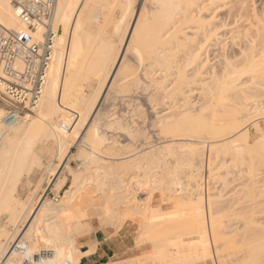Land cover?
<instances>
[{
    "label": "bare ground",
    "instance_id": "bare-ground-1",
    "mask_svg": "<svg viewBox=\"0 0 264 264\" xmlns=\"http://www.w3.org/2000/svg\"><path fill=\"white\" fill-rule=\"evenodd\" d=\"M104 1L57 0L54 13V26L57 31V38L53 47L42 97L36 107L29 109L23 117L10 115L13 111L7 110L10 107H8L9 105H7L5 98L2 96L4 89L0 85V264H80L81 250L76 245L78 237L73 225V218H75L77 213L72 212L71 214L70 203L76 194L83 193L87 184H91L94 187L92 188L96 190L95 192L103 198L105 207L100 205V208H102L103 212V208H105L103 214L105 220L104 218L102 219L105 225L113 224L119 227L123 225L126 219L137 220L142 228L139 230H143L142 236L149 234L147 226L149 222L143 219L148 214L145 213L146 216L143 217L144 213L141 212L142 209L140 210V206L142 207L144 203L140 202L141 204H138L135 202L136 205H131V200L135 199V194L133 193L134 198L129 194L128 185L130 181L138 178L137 175H139V179H136L139 186L142 184L147 185V174L151 173V182L159 183L163 189L166 186L165 190H167L162 193L168 194L167 191H177L184 184L183 178L179 175V171L184 166L188 170L187 184H192V180L195 181V184L191 187L193 190L191 189L192 192H188V194L186 193L187 191L184 192L187 196L185 194V196H181V193H175L173 196L180 195L181 197L177 199L188 201L186 202L189 203L187 205L184 202V207H187L188 213H184L185 208L181 205L182 203L176 202L173 213L166 211L168 214H160L158 212L162 210L157 212L149 210V212L151 211L149 217L157 225L161 221H172L176 232L183 234L179 236L181 239L175 242L173 247L177 256L175 264H186L184 261L185 254L200 256L211 239L214 241H230L233 237L228 236L226 229H228L229 224L225 223L224 218L240 214L238 211L242 208L238 207L241 202L232 201L233 203H231L230 201L229 204H222L224 200L221 201L216 195H204L200 178L196 179L198 173L192 171L193 169H189L191 164H187L188 162H185V164H183L184 162L180 163V157L183 156L180 154H184V149L182 150V148L189 147V150L192 153L194 152V156L195 153L201 156L204 154V148H206L205 144L207 143L205 141L208 140L209 145H207V148L210 152L208 156L218 158L234 154V158L240 162H245L249 159L247 172L250 175L249 181L251 182L256 180L254 170L261 163H264V140L260 139L259 142L257 141L258 144L256 143L257 146L253 148L250 145V147L248 145V131L243 128L249 119L247 110L250 107L246 108L243 105L232 108L225 107H228V104L225 103H227L233 93L238 91L243 94L242 92L246 91L244 86L247 84L240 81L241 75L250 73L252 78L255 79L258 76L264 77V53L262 52L263 54L259 58H256L255 55L243 58L245 60L242 64L240 63V66L232 65L227 60L228 62L225 66L220 69L221 71H208L207 73L210 76L207 80L205 77H199L202 74L204 76V69L206 68H204L206 63L201 60V52L206 46L205 43L211 40V37L216 32H213V34L212 32H208L209 34L206 32L205 38L202 41H197L199 45L195 44L197 47H191L188 50L186 48L197 37L195 36V39L187 37L189 33L184 31L186 27L184 25L186 24L189 25L196 22L199 25L198 27H204L205 25H201L207 23V20L203 21L200 17L197 19L192 14L194 13L193 10L197 9L196 6L200 8L198 4L201 0H149V7L146 6L148 0H144L145 4L143 5L148 9L143 19L140 18L139 13L130 37L127 32L122 44L118 43L117 45L116 42L113 43L114 45L110 44L112 41L110 43H108L109 41L106 42L108 39L106 40L105 36H103L104 39L101 38V32L103 33L101 28L98 32H92L90 26L93 14L84 10L86 5L94 7L97 4H103ZM135 1L121 0L126 6L127 15L132 14ZM207 1L209 2V0H204V3ZM210 1L212 4H218L219 1L222 2L224 0ZM210 4L208 5L210 6ZM237 4L236 6H239V9L243 8L245 1L242 0L239 5ZM97 14L98 12L96 11L94 15L97 17ZM0 23L9 29L20 30L27 28L18 17L11 0H0ZM44 31V27H40L35 36L39 40H43ZM197 34H199V31ZM260 34L262 35V33ZM263 36L261 38L258 37L260 41ZM123 43L125 50L122 48ZM179 49H182V51L183 49L187 50L183 64H181L182 62L179 63V55H181L180 52L182 53ZM178 50L180 51L178 52L179 54L177 53ZM255 50H252V52H255ZM130 51L133 54L131 55L137 59L136 61L133 58L138 63V70L141 67L140 72L135 67L136 63L128 66L126 64L127 61H124ZM133 62L131 63L133 64ZM72 68H75L76 71L73 70L64 74V72ZM190 68H195L192 76L188 73ZM169 76H172L170 83L167 82ZM195 82H199L196 85H199L201 89V98L198 101V105L190 99L191 95H187V92L192 90L190 84ZM241 83L244 86H241ZM85 87L91 88L94 95L87 97ZM133 89L147 90L149 92V94L147 93V99L153 108L162 104L165 99H169L171 101H168L173 103L165 111L157 112L156 115L155 125L160 129L161 133L167 135L166 144H162L158 148H150L151 150L149 149V151L145 150L146 152L142 151L141 154L139 152L135 156H131L129 153L137 151V149L134 150L136 146H130V143L128 144L129 146L120 145L118 135H115L119 130V132L123 131L126 136L133 139L142 136L143 133L138 128H135L134 121H132L133 123L131 121L130 123H124L125 121L120 117L112 116V120L109 119L108 127L113 128L112 130H117V132L111 136H108L107 133L99 132L96 128L97 125L94 123L96 120L94 118L97 117L99 110L100 104H97V101L100 96H107L109 91H115L119 94L130 93ZM240 96L238 97L239 99ZM1 100L5 101L2 102ZM232 101L228 102L234 103ZM241 103L242 101H240ZM243 104L245 105L246 103ZM219 107H225V109L221 110ZM142 108L137 105L133 110L137 116L145 118V111ZM262 109V107H258L257 110L260 111ZM6 116H8L7 119H5ZM68 134H70V137L74 134L72 136H75V140L73 139L75 142L79 136H82L84 138L83 142L88 144V146H85L89 147L90 153L87 151V147H83L84 149H81L82 152L80 151L83 154V158L89 154L87 159H84L86 162L89 161L87 163L90 164L87 167L86 163L87 168L85 169L88 172L82 173L83 175L81 173V175H74L73 185H77L65 191L66 194L62 196L60 202H54L48 198L41 199L38 207H35L36 209L33 211L32 198L30 196L26 198L20 197L19 187L25 178L28 179L35 166H41L42 169L41 159H43V153H41L40 149L37 150V143L42 142L43 146V144L45 145L43 142H47L50 137L55 136L57 141H53L58 144L57 152L59 155L61 153L63 155L68 150ZM56 143L55 145H57ZM48 146H44L43 150L46 149L47 151ZM189 150L186 149V151ZM191 152L188 154L190 159L191 157L194 158V156L190 157ZM125 154L129 155V159L126 160ZM167 155L174 156L175 160L180 155L177 157L179 162H174L177 165L179 163L181 165L168 166L169 163L165 158ZM126 157L128 158V156ZM189 158L188 161H191L192 159L189 160ZM147 166H150V171H147V173L144 170L143 176L140 177V171L144 167L148 169ZM209 168L211 169V167ZM209 168L207 171L211 172ZM60 172L61 170H58L56 173L59 185L65 182V177ZM72 172L74 173L75 171ZM130 174L133 177L131 176L132 179L129 181ZM221 175L219 172V178ZM223 177L221 178L226 179ZM148 182L151 184L149 180ZM79 183L81 185L78 187ZM135 183L138 185L137 182ZM131 184L133 185L132 182ZM155 189L157 191V187ZM163 189L160 188V190ZM181 189L184 188L182 187ZM129 190L131 191V189ZM145 204L147 205V203ZM145 211L148 212V210ZM103 215H101V218ZM77 218L79 219L78 216ZM30 221L31 223L28 224V227L26 226L27 229L24 227L21 230V225ZM245 225L242 232L238 227L236 234H242L241 236L244 234L245 237L251 236L246 234L261 224L251 218L245 222ZM10 226L14 227L13 231L9 230ZM187 231L188 233L185 234ZM231 231L234 232V229L230 230V233ZM168 234L170 233L160 232L158 235L153 236L149 234L154 249L152 264H169L162 252L165 244L159 241ZM186 235L190 238V241L184 239L183 236ZM160 237L162 238L159 239ZM21 238L27 240L23 249L15 246V242ZM12 241L13 245L11 244L10 246ZM256 243H254L255 247L251 246L250 248L254 252L264 251V239ZM131 260L133 259L131 258ZM207 263L208 261H206ZM232 264H253V262L243 260Z\"/></svg>",
    "mask_w": 264,
    "mask_h": 264
},
{
    "label": "rangeland",
    "instance_id": "rangeland-1",
    "mask_svg": "<svg viewBox=\"0 0 264 264\" xmlns=\"http://www.w3.org/2000/svg\"><path fill=\"white\" fill-rule=\"evenodd\" d=\"M240 1H242V0H233V1L224 0V1H222L223 3L221 1H219V3H218L219 5H218L217 3L212 4L210 0H209V2L207 1L206 3H204V0H201L198 4L200 6V8L198 6H196L197 9H194L193 10L194 13H192V14L195 15L197 19H198V17H200V19H202L203 21L207 20V23L201 25V26H204V25L206 26V24H207V26L206 27L205 26L204 27H198L199 25L196 22H193V24L190 23L193 26H195L197 24V26H195V27L191 26L190 24L184 25L187 27V28L186 27L184 28V31L189 33V34H187L185 32L187 34V37H190V38L193 37L194 39L197 37L195 39V41L193 42L194 44L190 43L189 47L186 48L188 50L191 47H197L199 45V44H197V41L198 40L202 41L203 38H205V36L207 34H209L211 32L213 34V32H216V34L214 36L212 35L213 37H211V40H208L207 41L208 43L207 42L205 43L206 46L204 45L205 47L203 49V52H201V56L203 57V58L201 57V60H203V62L206 63L205 64L206 66H204V68L205 67L206 68L204 69V71H205L204 76L202 74L199 77H201V78L205 77L208 80V77L210 76V74L207 73L208 71H210V70L211 71L212 70L218 71L223 66H225V64L228 61L232 65L240 66V63L242 64L243 61L245 60V59L243 60V58H246L247 56L251 57L252 55H255L256 58H259L264 53V43H263L264 42V36H263L264 35V32H263L264 29H262V28H264V0H244L245 1L244 7L239 9V6H236V4L238 3L237 5H239ZM148 2H149V0H148ZM148 2L146 5L147 7L150 6V2L149 3ZM224 3H226V4H224ZM143 4H145L144 0H136L135 1V4L133 6V11L131 14L132 16L129 14L127 15L126 6H125V4H123L121 2V0H105L103 2V4L102 3L97 4L94 7H89L86 5L84 10L90 11L91 14H93L91 16V26H90L92 32H98L99 29L101 28L103 31V33L101 32V38L104 39L103 36H105L106 40L108 39L107 41L105 40L106 42L109 41L108 43H110L112 41V43H110V44H113L114 42H116V45H117L118 43L122 44V40L124 39V36L126 35L127 32L129 34V37H130L139 13H140V18L143 19V16L145 15V13L147 12V9H148ZM208 4H210V6ZM195 10H197L196 11L197 13L195 12ZM96 11L98 12L97 17L94 15V13ZM258 22L261 24H259ZM259 28H261L262 30L261 29L259 30ZM195 31H196V33H195ZM198 31H199V34H197ZM206 32H207V34H206ZM260 33H262V35ZM193 34H194V36H193ZM262 36H263V39H261V41H260V38ZM258 37H260V38H258ZM200 38H202V39H200ZM113 40H115V41H113ZM123 46H124V43H123ZM123 46H122V48L125 50L126 48H125V46L124 47ZM250 48H252V49H250ZM184 49H183V51H185L186 53L183 52L182 49H179L182 51V53L179 50L177 51V53L180 52V54H181V55H179V57H180L179 63L182 62L181 64L184 63V60L186 59L185 55L187 54V50H184ZM243 49L245 52L243 51ZM254 49H256L255 52H252V50L254 51ZM127 54L128 55H126L125 60H124L125 62L127 61L126 64L129 66V65H134L136 63L135 67L137 68V71L140 72L141 67H139V70H140L139 71L138 70V63L136 62L137 61L136 57L132 56L133 54L131 53V51L128 52ZM240 56L241 57L243 56V57L241 58ZM133 58H135L136 61ZM228 58H230V59H228ZM224 59H226V60L224 61ZM129 60H130V62H129ZM131 62H133V64ZM194 69L190 68L188 71V73L191 76H192V73L194 72ZM73 70L76 71L75 68H72L71 70L64 72V74L69 73L70 71H73ZM251 78H252V75L250 73L249 74L246 73L244 75H241L240 81L247 84L244 86L243 83H241V86H244L246 91L242 92L243 94H241V92H238V91H236L237 93L236 92L233 93L230 96V98L227 100V103H225V104H228V107L227 106H225V107L226 108H232L234 106L239 107L241 105H243L246 108L250 107L249 110H247V112L249 113V115H248L249 119L244 124L243 128H244V130L246 129L248 131V134H249V137H248L249 144L248 145L249 146L252 145V147L254 148V146H257L256 143L258 144L260 139L264 140V111H262V110H264V77L258 76V77H256V79L255 78L251 79ZM171 80H172V76H169L167 79V82L170 83ZM252 81H254V82H252ZM198 83L199 82H197V83L195 82L194 84L191 83L190 88H192V90H191V92L190 91L187 92V95H191L190 99L193 102L195 101L196 105H198V103H199L198 101L201 98V95H200L201 89H200L199 85H196ZM256 85H259V86H256ZM198 87H199V89H198ZM251 88H252V90H251ZM195 89H197V90H195ZM147 93L149 94V92L147 90L144 91L143 89H133L132 92H130V93H121V94L116 93L115 91H111V92L109 91V94L107 96H105V97L100 96L98 101H97V104H100V105H99L98 114L96 115L97 117L94 118L96 120L95 121L93 120V121H94L95 125H97L96 128L98 129L99 132L107 133L108 136H111L112 134L116 133L117 130L116 131H115V129L112 130L113 128L108 127V124L110 122L109 119L112 120L113 117L117 116V117H120L123 121H125L124 123H128V122L130 123V121H131V123H133L132 121H134L135 128L136 129L138 128L141 131V133H143L142 136H139L140 138L137 137L136 139H133V138L126 136L123 131L119 132V130H118L117 134H115L116 136L118 135L117 137L119 139L120 145L124 144V145L129 146L128 144L130 143V146H132V145L136 146V148L134 147V150L137 149V151L136 150L134 152L132 151L133 153L130 152L129 155H131V156L132 155L135 156L139 152L141 154L142 151L143 152L149 151L150 148L151 149L154 147L158 148V147H161L162 144H166L165 140H166L167 135H164L163 133H161L160 129L155 125L156 115H157V112L165 111V109H167L169 106L173 105V103L169 102L171 100L165 99V101L162 104L156 106L155 107L156 109H155L148 102V99H147L148 94ZM85 94L87 95V97L94 95V93L92 92V89L88 88V87H85ZM115 95H116V97H115ZM243 95L247 96V97H244ZM2 96L5 99L7 98L6 94L2 93ZM239 96H240V99L238 98ZM232 97H234V98H232ZM241 97H243V98L241 99ZM133 99H135V100L133 101ZM239 100L242 101L241 104H240ZM1 101L4 102L5 100H1ZM228 101L229 102L232 101L234 103H229ZM131 103H132V105H131ZM133 103H134V105H133ZM236 103H237V105H235ZM243 103H246L245 104L246 106ZM229 104L231 105V107ZM137 105L140 107H143L142 109L145 111V118L139 117L135 114V111L133 110V108ZM256 106H258L260 108L262 107L263 109L258 111L257 110L258 107H256ZM225 107L224 108L219 107V109L224 110ZM244 112H246V111H244ZM112 131H114V132H112ZM72 135H74V134H72ZM72 135H71V137H70V134L67 135V137L69 136L68 137L69 140L67 138V142L69 143V145L67 144L68 150L63 155H62V153L59 155V153L57 152L58 151V147H57L58 144L55 142L57 144V145H55V143L53 141V140L57 139L55 136H52V138L50 137L49 141L47 140V142H43V143H45V145L43 144V146H42V142L37 143L38 144L37 146L39 147L38 148L36 146L37 150L40 149L41 153H43L42 154L43 159H41L42 169H41V166L40 167L35 166L32 170V173H30V176L28 177V179L25 178L22 185H20V187H19L20 197L26 198V197L30 196L32 198L33 204H34L33 205V207H34L33 211H35V209H36L35 207H38L41 199L48 198L54 202H60V200H62V196H64V194H66L65 191H67L71 187H75V185H77V184L73 185L74 175H77V174L81 175L82 173L84 174V173L88 172V170L85 168L89 167L90 164L87 163L89 161L86 162L84 159H87L89 154L87 152L88 156L87 157L85 156L83 158V154L80 153L81 149L86 148L88 146V144L86 142H83L84 138L82 136H79L75 142L74 141L75 136H72ZM71 140H73L74 142ZM134 141H136V142L134 143ZM190 142H192V141H190ZM48 143H49V146H48ZM205 143H207V144H205ZM205 143L204 144L206 145L205 146L206 148H204L205 149L204 154L201 156L196 155L197 153H195V156H194L193 155L194 152L192 153L189 150L190 149L189 147L182 148V150L184 149L183 151H184L185 156L182 153L180 154V155H183L180 157V163L182 164L184 162L183 164H185V162L186 163L188 162L187 164H191V166L189 165V167H190L189 169L190 170L193 169L192 171H194L195 173L196 172L198 173L196 179L200 178V183L202 185L201 189H202V193H204V195L205 194L216 195V197L220 198L221 201L224 200V202L222 201V204H229L230 201H231V203H233L235 201L241 202V203H239L238 207H240L242 209H240L238 211V212H240V214L231 215L230 217L224 218V220L226 221L225 223L229 224V226L227 227L228 229H226L227 233L229 235L228 234H225V235L233 237L230 241H228L229 243L224 242L223 240H215L214 241L213 239H211L208 242V244H206V246H205L206 248L204 249V252L200 256L193 255V254H185L184 261L186 262V264H206V261H208V263H210V264H232V263H236V262H242L243 260H249L250 262H253V264H264V251L254 252V250H252L250 248L251 246L255 247L254 243H256L258 241L261 242L264 239V237H263L264 236V163H261L257 167V169L254 170L256 180L254 182H251V181H249L250 175L247 172L248 167H249V165H248L249 159L245 162H242V161L240 162L239 160L234 158V154L233 155L229 154L226 157L222 156V157H218V158H216L214 156H208L210 154V152L207 148V145H209L208 140H206ZM85 145H87V146H85ZM44 146H48L47 151H46V149L43 150ZM86 149H88L87 151H89V153H90L89 147H87ZM186 149H188L189 151H186ZM42 150H43V152H42ZM189 152L192 153L190 155V157L194 156V158L191 157L192 160L188 157ZM52 155H54V156H52ZM129 155H126V156H128V158L124 155L123 156L127 160V159H129ZM179 156H177V157H179ZM177 157H176L177 160H175L174 156H172V155L168 156L167 155L165 158L169 163L168 166L169 165H171L170 167L176 166L177 163L179 162L178 161L179 159ZM187 157L191 161H188ZM174 161H176V162L178 161V162L176 163ZM86 163L88 166L86 165ZM180 163L178 164L179 166L181 165ZM43 165H44V167H43ZM149 167L150 166H147L148 169H149ZM209 167H211V169ZM145 168L146 167H144L142 169L143 173H142V170L140 171L141 172L140 177L143 176L144 170L146 172L150 171V169L148 170ZM208 168H209V170H211V172L207 171ZM212 169H213V171H212ZM58 170H61L63 177H65V182L63 184H60V185H59V179L57 180V177H56V173ZM72 171H75V172L73 173ZM180 171H179V175L183 178V181H184V184L181 185L180 187L181 188L183 187L184 189L180 188L177 191H172L173 193L170 191H167L168 194L165 193L166 195L163 194L167 190V189L165 190L166 186L163 185L164 186V189H163V187H161L158 182H157L158 184H155V182H151L152 181V179L150 177L151 173L149 174L147 172L149 174V178H148V174H147V179L151 182V184H150L147 180V185H149V186H147L146 184L143 185L142 183H141L142 185L139 186L138 181H136V179H139V175H137L138 178H135L133 180H131L133 177L132 174H130V176H129V181L131 180L130 184L132 182L133 185L132 184L128 185V191H129V194L132 198L135 197L134 200L133 199L131 200V205H133V204L136 205L135 202H137L138 204L144 203V205H143L144 207L140 206V210L141 209L143 210V211L141 210V212L144 213L143 217L146 216V214H148L147 217H144L143 219L145 221L149 222L147 225L148 230H149L148 231L149 234L153 236V235H158L160 232L170 233V234L164 236L163 238L162 237L159 238V239L162 238V240L158 239L162 244H165L164 249L162 248V252H163L164 256L166 257L167 261L169 262V264H175V260H176L177 256L175 255V250H174L173 244L175 242L179 241L181 239V238H179V236L183 235V234L182 233L179 234V232H176L175 227H174V223L172 221H165V222L161 221L160 224H158V225L154 224V221H152L151 218L149 217L150 216L149 214L151 212V211L149 212V210H153L156 212L159 210L160 211L162 210L161 211L162 213L158 212L160 214H166L167 213L166 211H168V213H173V209L175 208L174 205H176L177 203L180 202V204L182 203L181 205L183 206V208H185L184 213L185 214L188 213L187 207H184L185 204L186 205L189 204V203H186L188 201L185 199L179 200L177 198L181 197L182 195L185 196L186 193L188 194V192L189 193L192 192L193 189L191 187L195 184L194 183L195 181L192 180L193 181L192 184H187L188 170L184 166V168H181ZM192 171H190V172H192ZM219 172L222 174L221 177L224 176L223 178H226V179H222L221 177L219 178V176H218ZM135 177H136V175H135ZM186 178H187V180H186ZM185 180H186V182H185ZM129 181H128V183H129ZM133 181L137 182L138 185ZM79 185H81V184L79 183L78 187H79ZM90 185L91 184H87V186H85V188H84L83 193L76 194L73 198V201L71 200V203H70V206L72 208L71 214H72V212H74L75 214L76 213L78 214V215L76 214L75 218H73V225L75 227L76 236L78 237L76 242L78 243V240L80 237H82L84 235H89L98 229H103V230L113 229L114 232H117L124 225H128V227H132V230L134 231L133 235L135 237V249H134L135 251L133 254L134 256L131 257L133 260H131V258H127L128 260L127 259H125V260L120 259L117 261L108 262L106 264H111V263L112 264H152L153 263L152 260H153V256H154V254H153V250H154L153 249V243L149 238V234H145L142 236L143 230L140 231L142 228L140 227V223H138L139 221L132 220V219H126L123 222V225H121L119 227L116 225H113V224L112 225H105L104 224L105 222L103 223V221H102L103 218L105 220V216L103 215L105 212V208H103L104 212L102 211V208H100V205H101V207L104 206L103 198L100 195H98L95 192L96 190L93 189L94 187L92 185L91 186ZM126 185H127V183H126ZM131 186H132V188H131ZM155 186L157 187V191L155 189L156 188ZM159 186L163 190H160ZM125 188L127 189L126 186H125ZM129 189H131V191ZM186 189H189V190H186ZM92 190H94V191H92ZM180 191H182L183 193ZM152 192H154V193L152 194ZM184 192H186V193H184ZM133 193L135 194V196ZM169 193H170V196H169ZM175 193H181L180 194L181 196L180 195L179 196H177V195L173 196ZM131 194H133V195H131ZM150 198H151V200H150ZM171 198H172V200H170ZM139 199H140V201H139ZM133 201H134V203H133ZM184 202H185V204H184ZM145 203H147V205ZM148 204H149V206H148ZM145 206H147V207H145ZM145 210H148V212ZM244 213H246V214L244 215ZM252 213L254 216L252 215ZM101 215H103L102 218H101ZM77 216L79 217L80 220L77 218ZM245 218L247 220L254 218L255 222H258L261 224L259 227H257V228L254 227L253 229H251L248 234L245 233L246 235H249V234L251 235V236H247V237H245L244 234H243V236H241L242 234L241 235L238 233L236 234V230L238 229V227H239V230H241V232H242L243 227L246 226L245 222L247 220ZM134 222H136V223H134ZM30 223H31V221L28 223L26 222L25 224H22L21 230H23V228L26 226L28 227V224H30ZM230 224H231V226H230ZM27 227L25 229H27ZM233 229H234V232L231 231V233H230V230H233ZM9 230L13 231L14 227L10 226ZM187 233H188V231L185 232V234H187ZM257 234H258V236H257ZM259 236L262 238L261 240H260ZM183 237L187 241H190V238L187 235L183 236ZM12 243H13V241L10 243V246ZM26 243H27V240L24 238H21L15 242V246L20 248V249H23V247L25 246ZM77 243H76V245H77ZM142 245H144V247L146 245L145 249H143V252L141 251ZM256 245H257V243H256ZM77 247H78V245H77ZM88 252H90V251H88ZM83 254H85V253L80 251L79 260Z\"/></svg>",
    "mask_w": 264,
    "mask_h": 264
},
{
    "label": "built area",
    "instance_id": "built-area-1",
    "mask_svg": "<svg viewBox=\"0 0 264 264\" xmlns=\"http://www.w3.org/2000/svg\"><path fill=\"white\" fill-rule=\"evenodd\" d=\"M11 2L27 28L9 29L0 23V85L7 96V110L13 111L10 115L23 117L42 97L57 38V0ZM40 27L45 29L43 40L35 36Z\"/></svg>",
    "mask_w": 264,
    "mask_h": 264
},
{
    "label": "crops",
    "instance_id": "crops-1",
    "mask_svg": "<svg viewBox=\"0 0 264 264\" xmlns=\"http://www.w3.org/2000/svg\"><path fill=\"white\" fill-rule=\"evenodd\" d=\"M133 232L132 227L124 225L117 232L113 229H98L80 237L77 245L85 253L80 258V264H106L133 257L135 251ZM145 247L142 245V252Z\"/></svg>",
    "mask_w": 264,
    "mask_h": 264
}]
</instances>
